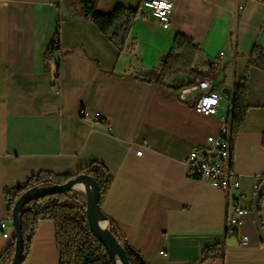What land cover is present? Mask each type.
Masks as SVG:
<instances>
[{
    "label": "crops",
    "instance_id": "0c3cea01",
    "mask_svg": "<svg viewBox=\"0 0 264 264\" xmlns=\"http://www.w3.org/2000/svg\"><path fill=\"white\" fill-rule=\"evenodd\" d=\"M91 1L105 15L118 7L140 10L125 51L76 1L0 0V221L10 235L0 234V255L16 236L7 190L42 172L70 176L99 162L113 176L101 206L109 226L114 222L148 264H194L215 246L221 254L202 264H264L252 211L264 177V72L248 68L251 56L264 52V0H170L169 29L144 0ZM58 32V47L46 59ZM177 35L198 48L195 67L213 69L202 80L179 75L158 84ZM204 80L223 98L211 117L195 110ZM244 80L249 109L230 139L249 213L232 235L226 193L191 179L185 160L194 146L220 134ZM259 214L264 226V195ZM23 264H59L53 221L40 222Z\"/></svg>",
    "mask_w": 264,
    "mask_h": 264
},
{
    "label": "trees",
    "instance_id": "16d2710c",
    "mask_svg": "<svg viewBox=\"0 0 264 264\" xmlns=\"http://www.w3.org/2000/svg\"><path fill=\"white\" fill-rule=\"evenodd\" d=\"M79 3L84 17L89 18L98 29L123 52L128 48L130 34L136 20L140 15L139 9L118 7L111 14H101L96 9L95 2L91 0H73ZM60 33L48 50V59L54 49H57ZM199 53L198 48L192 40L183 35H177L174 46L165 61L163 68L157 78L158 84H165L170 78L179 75H189L202 80L208 77V72H203L195 67L194 62ZM248 68H254L264 72V52L256 51L249 59ZM249 87L244 80L236 86L234 92V103L231 111V133L233 136L239 134L249 109L248 104ZM80 175H88L94 178L100 188V205L113 184V176L107 166L94 162L82 168L77 174L70 176H58L52 173L42 172L30 178L26 185L9 189L6 198L9 202V214L13 215V209L18 199L33 188H44L62 185ZM264 184V177L259 189ZM264 195V191L262 197ZM259 202L258 211L260 213ZM260 215V214H259ZM261 218V217H260ZM43 220H51L55 223L56 243L59 253V264H116L111 259L107 249L92 234L86 217L85 198L74 191L43 197L30 201L22 210L21 224L25 239V258L29 256L32 240ZM263 223V222H262ZM111 233L125 246L128 244L121 238L114 222L110 224ZM221 246L207 248L202 258L194 264H202L214 259L221 254ZM16 254V240L0 255V264H11ZM131 264H141L139 260L129 253ZM23 262V263H24Z\"/></svg>",
    "mask_w": 264,
    "mask_h": 264
},
{
    "label": "built area",
    "instance_id": "2783aa9c",
    "mask_svg": "<svg viewBox=\"0 0 264 264\" xmlns=\"http://www.w3.org/2000/svg\"><path fill=\"white\" fill-rule=\"evenodd\" d=\"M143 7L148 10L151 16L157 20L164 29H169L171 25V15L174 3L170 0H144ZM225 54H221L223 58ZM198 93L195 98V110L204 116H215L221 106L223 100L222 95L213 90L211 82L204 80L199 83ZM228 116L222 117V128L217 136H210L206 144H198L194 146L190 155L185 160L188 168V176L191 179L201 182H207L216 189L224 191L227 195L228 209L231 214L228 216V230L232 235H236L243 225L244 217L249 213L241 204L242 195L240 194L241 180L232 169V143L231 134V111L228 109ZM81 116L89 118L90 114L83 110ZM139 156L142 151H138ZM263 177L258 179L256 193L259 185L262 183ZM238 193L236 197H232L231 193ZM0 234L4 238H9L6 223L0 221ZM241 242L248 244V237L242 236Z\"/></svg>",
    "mask_w": 264,
    "mask_h": 264
},
{
    "label": "water",
    "instance_id": "95a60500",
    "mask_svg": "<svg viewBox=\"0 0 264 264\" xmlns=\"http://www.w3.org/2000/svg\"><path fill=\"white\" fill-rule=\"evenodd\" d=\"M165 57L163 61L165 62ZM68 191H80L85 197L86 217L90 231L94 237L107 249L112 260L116 264H131L129 253H132L141 264H148L143 256L130 245H123L110 231L109 217L106 216L100 205L101 192L97 181L88 176L80 175L62 185L44 188H33L24 193L16 202L13 209V223L15 229L16 254L11 264H23L25 258V239L21 224L22 210L30 201L47 196L65 193ZM264 191L263 186L257 191L253 204V216L257 230L264 243V226L259 215V202ZM106 226L105 230L103 227Z\"/></svg>",
    "mask_w": 264,
    "mask_h": 264
},
{
    "label": "bare ground",
    "instance_id": "6f19581e",
    "mask_svg": "<svg viewBox=\"0 0 264 264\" xmlns=\"http://www.w3.org/2000/svg\"><path fill=\"white\" fill-rule=\"evenodd\" d=\"M103 228H104L105 230L107 229V227H106V226H104Z\"/></svg>",
    "mask_w": 264,
    "mask_h": 264
},
{
    "label": "rangeland",
    "instance_id": "374dc122",
    "mask_svg": "<svg viewBox=\"0 0 264 264\" xmlns=\"http://www.w3.org/2000/svg\"><path fill=\"white\" fill-rule=\"evenodd\" d=\"M74 192H76V191H74ZM76 193H78V192H76Z\"/></svg>",
    "mask_w": 264,
    "mask_h": 264
}]
</instances>
